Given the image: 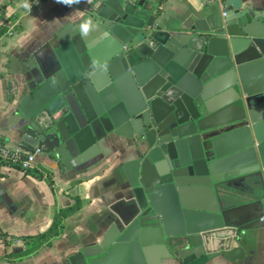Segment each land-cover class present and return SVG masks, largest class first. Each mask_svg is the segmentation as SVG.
I'll return each mask as SVG.
<instances>
[{
    "label": "water",
    "instance_id": "obj_1",
    "mask_svg": "<svg viewBox=\"0 0 264 264\" xmlns=\"http://www.w3.org/2000/svg\"><path fill=\"white\" fill-rule=\"evenodd\" d=\"M78 13L0 69L8 139L52 174L126 141L123 216L60 264H149V246L172 264L239 260L264 229V0Z\"/></svg>",
    "mask_w": 264,
    "mask_h": 264
},
{
    "label": "crops",
    "instance_id": "obj_2",
    "mask_svg": "<svg viewBox=\"0 0 264 264\" xmlns=\"http://www.w3.org/2000/svg\"><path fill=\"white\" fill-rule=\"evenodd\" d=\"M91 0H0V26H13L0 37V69L6 58L37 49L61 24L77 17ZM246 1V0H243ZM248 1V0H247ZM185 0H163L165 17L183 11ZM6 27V26H5ZM8 90L0 85V143L17 149L7 136L8 116L1 112ZM124 139L109 141L95 162L78 171L52 174L35 157L23 172L0 161V264H60L73 249L99 241L123 216L126 196L120 167L127 162ZM75 201L79 209L64 216ZM55 227V236L44 239ZM242 258L214 264H264V229L239 243ZM154 246L145 249L149 264H172Z\"/></svg>",
    "mask_w": 264,
    "mask_h": 264
},
{
    "label": "built area",
    "instance_id": "obj_3",
    "mask_svg": "<svg viewBox=\"0 0 264 264\" xmlns=\"http://www.w3.org/2000/svg\"><path fill=\"white\" fill-rule=\"evenodd\" d=\"M13 26L6 25V34L11 35ZM39 152L27 153L20 149H10L0 143V161L7 166L16 167L23 172H27L35 167L34 159Z\"/></svg>",
    "mask_w": 264,
    "mask_h": 264
},
{
    "label": "trees",
    "instance_id": "obj_4",
    "mask_svg": "<svg viewBox=\"0 0 264 264\" xmlns=\"http://www.w3.org/2000/svg\"><path fill=\"white\" fill-rule=\"evenodd\" d=\"M7 24H8V23H6V24L0 26V37H1L2 35H4V33H5V31H6V27H5V26H6ZM78 209H79V203H78V201H75V205H74L70 210H68V211L64 214V216L72 215V214H74ZM54 236H55V227L52 226V227L49 229L48 233H47L45 236H43V237H44V239L50 240V239H51L52 237H54Z\"/></svg>",
    "mask_w": 264,
    "mask_h": 264
}]
</instances>
